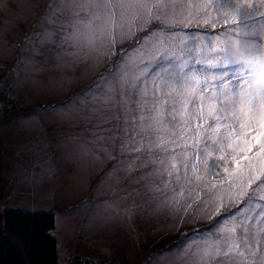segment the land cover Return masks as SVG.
<instances>
[{"label": "snow or ice", "instance_id": "snow-or-ice-1", "mask_svg": "<svg viewBox=\"0 0 264 264\" xmlns=\"http://www.w3.org/2000/svg\"><path fill=\"white\" fill-rule=\"evenodd\" d=\"M25 49L8 78L31 66L37 94L96 76L44 110L113 113L71 180L120 185L110 215L200 225L167 249L183 264H264V0H0V62Z\"/></svg>", "mask_w": 264, "mask_h": 264}, {"label": "rangeland", "instance_id": "rangeland-1", "mask_svg": "<svg viewBox=\"0 0 264 264\" xmlns=\"http://www.w3.org/2000/svg\"><path fill=\"white\" fill-rule=\"evenodd\" d=\"M129 43L131 41L125 42L124 46ZM26 54L27 49L24 55L7 61V66L0 62V67L8 71L16 59L23 60ZM32 71L31 66H26L19 70V76L11 78L7 97L19 98L31 106L30 109L65 101L96 79L94 74L86 73L71 89L56 95H40L24 79ZM18 80L21 82L17 83ZM112 117V112L99 117L90 113L87 120L69 125L48 108L34 111L24 118V124L16 121L2 127L0 150L4 164L0 166L3 180L0 179V221L8 207L37 210L47 207L54 211V235L58 239L61 264H75L76 256L98 263L149 264L151 261L152 264H183L186 256L183 250L168 252L167 249L180 241L184 231L200 225H188L177 232L169 228L171 221L162 216L125 220L110 215L111 209L104 202L123 195L119 191L120 185L110 187L107 183L70 179L73 149L78 141L88 138L81 133L88 131L89 137L104 135L103 129L110 127ZM37 172L44 173V179L32 190L29 185ZM18 178L22 186L17 185L15 191L11 179ZM41 189L47 195L45 198L41 197Z\"/></svg>", "mask_w": 264, "mask_h": 264}, {"label": "trees", "instance_id": "trees-1", "mask_svg": "<svg viewBox=\"0 0 264 264\" xmlns=\"http://www.w3.org/2000/svg\"><path fill=\"white\" fill-rule=\"evenodd\" d=\"M8 71L0 67V129L8 124L29 117L34 111L19 98H7L11 79ZM0 150V166L3 167ZM0 173V179H1ZM2 180V179H1ZM0 221V264H61L58 239L54 235L56 215L52 210L22 209L8 207ZM75 264L98 263L76 256Z\"/></svg>", "mask_w": 264, "mask_h": 264}, {"label": "crops", "instance_id": "crops-1", "mask_svg": "<svg viewBox=\"0 0 264 264\" xmlns=\"http://www.w3.org/2000/svg\"><path fill=\"white\" fill-rule=\"evenodd\" d=\"M34 119V118H33ZM29 121V120H28ZM24 122V119H23V121L21 122V121H19V123H23ZM25 123V122H24ZM23 123V124H24ZM2 129V128H1ZM20 134V133H19ZM19 148H23V146L22 147H19ZM22 164H24V163H22ZM37 174V176H35L34 178H32V180H31V182L32 183H30V189L32 188V190H33V188L36 186V185H38V184H40L42 181L41 180H43L44 179V173L43 174H41L40 172H37L36 173ZM41 176V177H40ZM21 178H23V177H21ZM3 181V180H2ZM11 181L13 182V184H14V190L15 191H17V187L19 186V185H21V183L20 182H18L19 181V178H18V180H16V179H11ZM33 184H34V186H33ZM18 185V186H17ZM22 186V185H21ZM28 186V187H29ZM39 191V190H38ZM32 195H33V193H32ZM31 195V196H32ZM37 195V194H36ZM46 197L47 195L44 193V189H41V197ZM37 197H38V195H37ZM44 197V198H45ZM15 205V204H14ZM8 206H11V205H9L8 204ZM51 207V206H50ZM17 208H21V207H17ZM41 209H43V210H48L49 208H47L46 207V209H45V207H42ZM27 210H31V209H27Z\"/></svg>", "mask_w": 264, "mask_h": 264}]
</instances>
